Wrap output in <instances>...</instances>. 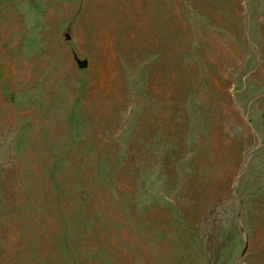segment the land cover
Listing matches in <instances>:
<instances>
[{
	"label": "rangeland",
	"instance_id": "obj_1",
	"mask_svg": "<svg viewBox=\"0 0 264 264\" xmlns=\"http://www.w3.org/2000/svg\"><path fill=\"white\" fill-rule=\"evenodd\" d=\"M0 264H264V0H0Z\"/></svg>",
	"mask_w": 264,
	"mask_h": 264
},
{
	"label": "water",
	"instance_id": "obj_2",
	"mask_svg": "<svg viewBox=\"0 0 264 264\" xmlns=\"http://www.w3.org/2000/svg\"><path fill=\"white\" fill-rule=\"evenodd\" d=\"M79 65L81 66V68H85V64L84 63H79Z\"/></svg>",
	"mask_w": 264,
	"mask_h": 264
}]
</instances>
